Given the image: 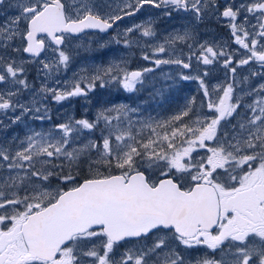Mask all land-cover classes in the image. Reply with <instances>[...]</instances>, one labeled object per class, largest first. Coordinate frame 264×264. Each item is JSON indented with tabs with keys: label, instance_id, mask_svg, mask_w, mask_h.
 <instances>
[{
	"label": "snow or ice",
	"instance_id": "snow-or-ice-1",
	"mask_svg": "<svg viewBox=\"0 0 264 264\" xmlns=\"http://www.w3.org/2000/svg\"><path fill=\"white\" fill-rule=\"evenodd\" d=\"M145 6L168 19L173 13L189 17L182 31L174 29L142 58L188 70L194 58L197 68L204 67L202 74L181 72L179 79L199 82L207 112L196 110L193 97L180 114L149 123L135 118L138 107L118 104L100 108L92 120L70 119L0 144V264H189L182 250L201 246L220 256L195 264H264V83L249 88L247 95L255 96L249 104L235 95L238 68L255 63L260 69L240 83L264 78V0H224L222 8L218 0H124L117 8L95 0H0V8L18 13L0 23V110L13 113V124L30 113L34 119H51L40 115L35 100L21 102L30 86L21 78L23 63L11 53L36 58L51 49L57 67H67L71 56L64 46L70 39L86 30L106 33ZM205 15L226 20L239 49L230 52L215 41L189 44L190 25ZM134 32L139 39L156 36L151 20L134 24L122 34L126 46L134 43L129 39ZM18 39L22 46L16 45ZM178 42L188 47V55L176 51ZM169 52L176 58H154ZM221 61L231 79L210 91L204 80L208 66ZM40 63L51 71V63ZM152 71H129L127 60L120 59L96 67L71 87L57 81L56 87L45 84L40 91L58 103L87 99L97 83L103 88L115 82L131 93ZM242 107L243 118L231 124ZM192 112L197 114L190 123L168 131L170 122ZM222 122L230 128L224 130ZM143 129L149 131L147 138ZM86 130L100 135L82 139ZM197 149L206 154L195 157ZM126 244L131 247L117 251Z\"/></svg>",
	"mask_w": 264,
	"mask_h": 264
},
{
	"label": "rangeland",
	"instance_id": "rangeland-1",
	"mask_svg": "<svg viewBox=\"0 0 264 264\" xmlns=\"http://www.w3.org/2000/svg\"><path fill=\"white\" fill-rule=\"evenodd\" d=\"M12 2L15 3L16 0H12ZM128 2L130 3L131 0H128ZM218 2L222 8L224 0H218ZM237 2H239V0H237ZM111 3L118 7L124 6V0H111ZM17 14L15 8H0V23H3L7 18ZM207 16H209V19L216 20L217 24H219L217 26L218 30L215 28L213 30L210 26L209 30H207L208 34L207 32L203 34L197 29V23H193L189 28L192 32L193 39L189 40L188 43H203L205 41L211 43L215 41L217 44L226 45L227 50L230 52L239 49L240 46L233 42L229 28L226 26L227 21L217 20L216 17L212 15H205L202 22L206 23ZM138 20H141L143 23L151 20L154 31L156 32L154 39H139V35L134 37L130 36L129 39L133 40L134 43L131 46H126L123 43L124 37L122 35L124 29L119 30L115 35L108 36L107 43L101 40H95L93 35L79 36L70 39L64 49L71 56L70 63L67 67L64 65H59L57 67L52 53L49 51L41 57L38 64L35 65L30 62H25L23 58L17 56L18 53H11V49H9V53L15 58L16 62L18 64L21 62L23 63L25 74L21 78H25L30 86L28 89L23 90L20 97L21 102L32 104L35 100L36 103L33 104V106L41 107L42 111L40 115H46L51 117V119H34L33 116L35 114L30 113L23 118L22 122L13 124L10 122L13 113L11 111L5 113L4 110H0V122L3 124V127H0V144L8 146L15 136L23 138L30 130L48 131L53 129L55 125L66 123L70 119L78 120L81 118H87L92 120L95 118L97 111L100 108L118 104H127L131 107H138L139 111L134 114L135 118L139 119L141 122L148 121L149 123H152L153 121H168L170 117L180 114V112L184 110V106L193 97L195 98L196 110L201 113H206V104L202 105V101H205V98L200 90L199 82L195 79L187 81L179 79L181 72L185 75L193 76L202 74L204 67L201 65L197 68L194 58L192 60V70L182 69L175 64L155 66L151 60H144L142 58L144 52L151 53L152 47L157 43H163L165 38L169 33H172L174 29L182 31V26L189 24V17L184 13H173L172 18L168 19L161 15V10L147 7L132 25L138 24ZM254 22L255 21H253V23ZM21 29H23L22 26ZM18 40L15 43L17 46H21L18 43ZM111 40L116 41L115 43L117 44V47L110 48L107 46ZM137 40L139 41L138 43L135 42ZM101 45H105V47H101ZM173 47L178 53L182 51L185 56L189 54V49L183 42H178ZM194 50L196 49L194 48ZM243 54V50H241L240 55H237L236 59L241 58ZM154 58L174 59L176 57L172 56L171 52H169L168 54H158ZM120 59L127 60V69L129 71L141 70L143 68L153 69L152 72L145 74L144 84L143 86H140L137 91L131 93L127 92L115 82H110L103 88L97 83L96 88L88 94L87 99L83 97H74L59 103L51 99L49 93L40 91L42 85L45 84L48 87H56L57 81L61 82V86H63V82L66 81L68 82V86L71 87L74 80L79 79L81 76L90 77L96 67H106L113 61H118ZM40 61L51 63V71H44ZM255 65V63H250V65L237 69L235 95L241 96L245 105L251 103L252 100L255 99V96L247 95L249 88H254L260 83H264V79L257 77H250L249 81L246 83L239 82L244 76H249L250 72L258 71ZM208 67L209 75L204 77V80L210 91L213 86L226 84L231 79V73L227 72V70L222 67V61L216 63L214 66ZM220 94L221 93H214V96ZM233 102H235V98ZM45 107L47 108L46 113L43 111V108ZM239 113L240 115H237L235 119L231 120V124H235L237 120L243 118V107L239 109ZM16 114L19 113L17 112ZM196 114L197 112H192L180 122H170L168 131L170 132L172 127H179L180 123H190ZM112 115L115 116L116 113H112ZM231 124L222 122V127L224 130H228ZM136 127L139 128L140 126L136 125ZM157 131L162 130L157 129ZM99 135V130L93 134H88L86 130L82 139H96ZM142 135L147 138L149 135L148 129H143ZM206 143L209 144V146H212V142ZM12 146L15 147V145ZM205 154V150L203 149H197L193 153L195 157L204 156ZM127 247L128 246H122L117 249V251H123L124 248Z\"/></svg>",
	"mask_w": 264,
	"mask_h": 264
},
{
	"label": "flooded vegetation",
	"instance_id": "flooded-vegetation-1",
	"mask_svg": "<svg viewBox=\"0 0 264 264\" xmlns=\"http://www.w3.org/2000/svg\"><path fill=\"white\" fill-rule=\"evenodd\" d=\"M95 2L101 3V4H105V3L111 4L113 8L118 7L117 5L112 4L111 0H95ZM130 3L134 4L135 1L131 0ZM147 7H149V6H145L143 9H141L139 12H136L134 15L124 17L123 20L117 22V24L114 25V27L112 29H109L106 33L99 32V30H86L85 33L80 34L77 37L84 36V35H93L95 40H101V41H104L107 43L108 42V38H107L108 36L115 35V33L121 29L125 30L126 28L131 27L132 24L134 23V21L137 20L140 15H142V11L144 9H146ZM138 24H143V22L141 20L140 21L138 20ZM218 25L219 24H217L216 20L209 19V16H207L206 23L205 22H199V23H197L196 27L201 33L205 34V32H207V34H208L207 30H209L210 26H211V29L214 30V28H215L216 30H218L217 29ZM21 26L23 27V25H21ZM136 35L140 36V33L134 32V33L130 34L129 37L130 36L134 37ZM77 37H75V38H77ZM115 42H116L115 40L114 41L111 40L107 46L110 48H115V47H117V44ZM18 43L20 44L19 40H18ZM67 44H68V42H67ZM67 44L64 46V49L67 46ZM48 51L51 52V49H47L46 51L41 53L40 57H36V58L31 57L30 54H27V53H18L17 56L23 58L25 62H30L31 64L36 65V64H38L40 58L43 57ZM255 66L257 67V70L260 71L258 65H255ZM257 78H260V77H257ZM260 79H264V78H260ZM123 246L131 247V244H126ZM182 254L186 256V258L189 261V264H195L196 260H200L203 258H209V259L217 258L218 259L220 256V253H216L215 257H213L212 251L207 249L206 247H203V246L196 248V249H191V250H182Z\"/></svg>",
	"mask_w": 264,
	"mask_h": 264
},
{
	"label": "trees",
	"instance_id": "trees-1",
	"mask_svg": "<svg viewBox=\"0 0 264 264\" xmlns=\"http://www.w3.org/2000/svg\"><path fill=\"white\" fill-rule=\"evenodd\" d=\"M85 174H86V173H85V170H81L80 175H81V176H84ZM54 183H56V182L53 181V184H54Z\"/></svg>",
	"mask_w": 264,
	"mask_h": 264
}]
</instances>
